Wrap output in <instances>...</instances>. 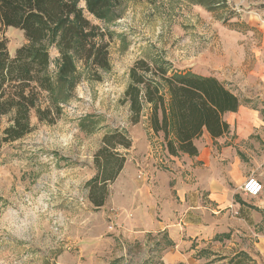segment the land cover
Returning <instances> with one entry per match:
<instances>
[{
    "label": "rangeland",
    "instance_id": "374dc122",
    "mask_svg": "<svg viewBox=\"0 0 264 264\" xmlns=\"http://www.w3.org/2000/svg\"><path fill=\"white\" fill-rule=\"evenodd\" d=\"M195 2L121 0L118 20L105 24L86 16L104 34L110 69L95 75L77 63L79 83L60 119L46 125L33 116L32 133L0 150V264H161L154 243L131 242L124 220L119 223L134 199L142 203L143 194L135 192L156 187L157 170L174 172L162 141L149 135L146 116L131 125L120 102L139 59L168 63L171 72L216 77L233 92L241 109L225 117L228 134L217 142L203 134L197 147L218 156L224 177L230 167L233 180L226 183L239 191L249 178L264 181V0H224L212 10ZM4 37L12 57L25 44L16 29ZM49 51L54 73L58 53ZM91 124V132L80 127ZM116 129L127 132L132 147L120 151L123 169L107 186L105 205L95 209L85 184L96 174L93 156L102 137ZM226 153L238 162L229 166V159H219ZM256 242L251 238L249 245ZM205 249L197 255L200 264H219L217 257L235 251L225 241ZM252 254V264H264V254Z\"/></svg>",
    "mask_w": 264,
    "mask_h": 264
},
{
    "label": "trees",
    "instance_id": "16d2710c",
    "mask_svg": "<svg viewBox=\"0 0 264 264\" xmlns=\"http://www.w3.org/2000/svg\"><path fill=\"white\" fill-rule=\"evenodd\" d=\"M195 1L212 10L224 0ZM120 5L121 0H0V125L7 118V126H0V150L32 133L33 116L46 125L60 119L79 83L77 63L95 75L110 69L104 34L86 16L110 23L118 20ZM8 29L18 30L25 39L13 57L4 37ZM51 48L58 53L54 73ZM133 64L120 102L129 110L131 125L146 116L148 130L160 137L167 156L195 157L194 142L202 134L212 140L228 134L223 117L238 112L241 102L216 77L171 72L165 62L151 65L139 59ZM92 125L80 127L91 132ZM101 142L93 156L96 174L85 184L95 209L105 205L107 186L123 169L126 157L120 151L132 147L127 132L118 129Z\"/></svg>",
    "mask_w": 264,
    "mask_h": 264
},
{
    "label": "crops",
    "instance_id": "0c3cea01",
    "mask_svg": "<svg viewBox=\"0 0 264 264\" xmlns=\"http://www.w3.org/2000/svg\"><path fill=\"white\" fill-rule=\"evenodd\" d=\"M233 114H225L224 121L228 123L225 117ZM196 141L197 156H167L169 162H175L174 172L157 170L156 187L135 192L143 194L142 203L137 199L134 204L129 202L123 214L128 218L120 217L119 223L124 220L129 232L125 235L131 242L154 243L153 256L161 264H200L197 255H205V246L212 241L217 245L225 241L235 248L229 257H217L219 264H252L253 250L259 257L264 254V190L257 197H247L236 184H227L233 180L230 167L224 177L218 156L215 159L213 152L200 150ZM219 156L229 159V166L238 162L228 153ZM260 184L264 189V181ZM147 237L148 241L152 238L150 243ZM251 238L257 241L254 247L249 245Z\"/></svg>",
    "mask_w": 264,
    "mask_h": 264
},
{
    "label": "built area",
    "instance_id": "2783aa9c",
    "mask_svg": "<svg viewBox=\"0 0 264 264\" xmlns=\"http://www.w3.org/2000/svg\"><path fill=\"white\" fill-rule=\"evenodd\" d=\"M263 190V185L254 178H249L241 187V192L247 197H257Z\"/></svg>",
    "mask_w": 264,
    "mask_h": 264
}]
</instances>
